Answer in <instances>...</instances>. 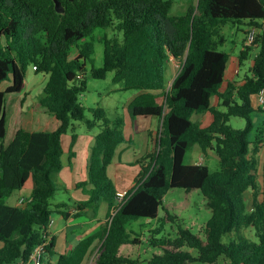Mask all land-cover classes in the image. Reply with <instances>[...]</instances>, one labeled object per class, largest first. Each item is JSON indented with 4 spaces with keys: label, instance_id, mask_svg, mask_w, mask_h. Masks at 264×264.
Masks as SVG:
<instances>
[{
    "label": "trees",
    "instance_id": "16d2710c",
    "mask_svg": "<svg viewBox=\"0 0 264 264\" xmlns=\"http://www.w3.org/2000/svg\"><path fill=\"white\" fill-rule=\"evenodd\" d=\"M195 1L185 14L171 16L173 0H59L61 11L53 0H0V264H30L32 253L44 243L43 264H86L98 244L102 245L95 264H136L120 255V248L139 243L131 240L128 228L141 220L161 223L150 232L149 243L164 247V253L148 264H220V258L229 261L224 264H264V203L255 198L253 210H248L244 198L258 188L256 155L264 141V131L254 122L255 114H264V109L259 102L255 108L252 100L264 90V0ZM230 22L260 30L252 46L244 45L241 66L254 46L259 53L243 85L228 83L222 91L230 55L219 49L226 43L221 29ZM109 30L114 36L109 37ZM97 31L104 32L98 39L104 46L100 68L94 60ZM175 61L180 69L168 90L167 70ZM89 63L93 78L103 80L113 73L123 91L141 93L128 107L131 117L161 121L154 152L138 161L136 185L121 203L108 167L126 141L125 121L117 117L111 122L100 108L89 109L94 119H86L80 97L87 89ZM30 66L48 75L35 110L54 115L60 125L52 132L20 129L7 144V96L24 91ZM7 81L10 85L1 90ZM159 91H166L163 104L157 102ZM214 97L223 109L212 106ZM206 112L213 121L204 128L193 116ZM232 118L244 119L246 127L233 128ZM77 121L90 129L100 123L105 128L91 149L87 180L76 185L88 198L75 204L72 215L69 201L58 203L56 211L50 207L57 191L53 176L63 169L62 138ZM76 141L73 135L71 154ZM194 146L203 153L214 151L221 171L186 164ZM30 179V201L21 207L9 205L7 200ZM174 189L204 196L211 211L204 238L181 226L175 240L156 238L166 221L179 220L163 206ZM102 203L109 208L106 224L69 253H57L56 237L50 234L54 213L65 220L78 219ZM247 229L253 230L257 242L244 235ZM229 234L234 236L224 243ZM185 247L198 255L183 251Z\"/></svg>",
    "mask_w": 264,
    "mask_h": 264
},
{
    "label": "rangeland",
    "instance_id": "374dc122",
    "mask_svg": "<svg viewBox=\"0 0 264 264\" xmlns=\"http://www.w3.org/2000/svg\"><path fill=\"white\" fill-rule=\"evenodd\" d=\"M190 1L193 3H196L195 0H173V6L170 12L171 16H181L186 13L187 8L190 4ZM236 27H240L242 30L248 29L246 25H236L232 22L228 23L226 26L222 27L221 34L226 38L227 43L220 47L219 49L221 51H228L231 48L230 41L232 39H235L237 42L236 52H233L232 55L239 54V50L241 49L242 40H243V32L240 30L238 31ZM109 37L114 36V31L109 30L108 32ZM104 34L103 31H97L96 36L97 40L95 41V66L97 68H100L103 66V53H104V46L98 42V39L102 38V35ZM258 48L254 46L253 49ZM259 49V48H258ZM76 49L73 50L72 56L76 55ZM259 53V52H258ZM253 54H250V58L248 61H246L243 64V73H246L249 69V67L252 64V58L254 56ZM257 56V55H256ZM256 56L254 58H256ZM92 68V64H88V73H87V89L80 97L81 103L85 106L86 111V119L93 120L94 116L92 112L89 111L91 108H100L105 111L107 114V118L113 122V120L117 117H123V115L127 111L125 110L126 101L129 98L130 94L129 92L120 91L119 89L122 88L121 84L114 83L113 81V73H109L106 77V79H95L92 77L90 70ZM171 72L173 74L178 73L180 69V63L174 62L171 67ZM47 74L45 73H37L33 70L32 66L28 68L27 74H26V87H33L34 93L38 89H40L41 94H43L44 87L47 82ZM10 85V82L7 81L3 86H1V90H5L6 87ZM32 97H37L36 95ZM254 100L258 99V96H254ZM16 101L17 97L14 96H7V106H8V117H9V136L11 135V131L13 130V124L11 123V118L13 115L16 114ZM128 115V114H127ZM264 115V114H263ZM153 120V121H152ZM197 121L196 117L193 119ZM135 123L136 127H139L140 131L142 132L140 137L136 138L134 140V147H135V153L131 155L132 159H135L136 156L142 159L145 156L146 153V147L149 140L148 130L151 131V125L154 124V134L155 137L156 132H158L159 124L157 119H142L139 118L136 120ZM154 122V123H152ZM230 125L235 129H244L246 127V121L244 119L240 118H232L230 121ZM110 126H113L111 123ZM256 127L258 129H261L264 131V117L256 124ZM105 126L103 123L98 124L94 128L90 129L86 122L83 121H77L74 122L71 128L69 129L67 133V140H69V144L72 141L73 135H79L82 137V140L87 141L89 136H96L100 134L104 130ZM257 133H251L250 134V140L254 141L256 139ZM151 137V136H150ZM8 141V138L7 140ZM65 142V147H67L69 144ZM198 147H193L189 153L186 156L185 163L186 164H197L200 161V151L197 149ZM253 149V144L251 145V150ZM142 155V157L140 156ZM206 165L209 167L211 173H217L221 171V166L219 159L216 155H210L208 161L206 162ZM118 176H124L126 177L127 173L123 169H119L115 167V165L110 169V179L112 180L113 184L116 183V177ZM59 175L54 174L53 180L55 182V185L57 187V191L51 199V210L56 211L57 207L56 205L62 201H69L73 198L70 196L65 187L61 185L60 182H58ZM128 177V176H127ZM32 187L31 183L27 184V186L23 189L21 192L22 196L24 198H30L32 195ZM19 192H16L13 194L12 197L16 196ZM88 198V197H84ZM13 200L15 198H11L10 200H7L8 204H13ZM163 206L169 211V213L174 216L176 215L179 220H176L174 222L166 221V223L163 225L164 230L159 233V235L156 236L157 239L160 240H175L177 238V232L178 227L181 226L183 228H188L191 230L192 233L195 235H199L201 238H204V230L206 227V224L208 220L211 217V211L207 207V202L204 198V196L201 194L200 191H195L192 193L187 194L182 189H174L167 193L164 201ZM165 211L161 208L160 210V217H165ZM54 222L57 220H61V216L59 213H54L53 218ZM145 222V223H144ZM158 227H161V223L159 221H138L133 224H131L128 228V231L131 236V240L138 239V244H129L124 245L120 248V255L128 257L132 260H135L136 264H148L150 259L154 255H162L164 253V247H154L149 243V237L151 236L152 231L156 230ZM88 228V227H86ZM83 230H81L82 232ZM243 233L246 237L251 239L254 242H257V238L255 236V233L252 231L243 230ZM234 235H226L223 237L224 243H229L231 240V237ZM101 245L98 244L96 249L91 254L88 262L86 264H95L98 260L99 253L101 250ZM183 251L191 253L193 256H197L198 253L194 249H190L188 247L183 248ZM229 263L228 260L224 258H220L219 263L224 264ZM192 264H204L195 262Z\"/></svg>",
    "mask_w": 264,
    "mask_h": 264
},
{
    "label": "crops",
    "instance_id": "0c3cea01",
    "mask_svg": "<svg viewBox=\"0 0 264 264\" xmlns=\"http://www.w3.org/2000/svg\"><path fill=\"white\" fill-rule=\"evenodd\" d=\"M238 31L243 32V40H242V45L241 49L239 50V54L232 55L234 54L233 52H236V47H237V42L235 39H232L230 41L231 43V48L227 51V53L230 55V60L227 65V70L225 74V79H224V84L222 91H224L228 85V83H235L237 85H243V83L246 80V77L250 75V68L252 67L254 63V57L258 54L259 49L255 48L252 50L255 53L253 58H252V64L249 67L248 71L246 73H243V65L241 66L240 61H239V55L244 47L246 45V33L249 30L245 29L242 30L240 27H236ZM227 43V40H226ZM225 43V44H226ZM224 44V45H225ZM174 63V62H173ZM173 63L170 65L169 69L167 70V77L169 79L168 82V90L170 89L174 79L177 76L176 74H173L171 72V67ZM48 76V75H47ZM48 81V77H47ZM26 83V81H25ZM47 83V82H46ZM27 85L25 84V89L21 94H11L8 96H16L17 101H16V114L13 115L11 118V123L13 124V130L11 131V135L9 136V117H8V106H7V144H9L14 136L16 135L17 131L20 129H24L29 132H52L58 129L60 123L56 119L54 115L44 113V112H37L35 110V105L36 103L40 100V98L43 96L41 94L40 89L36 90L34 93V88L33 87H26ZM45 88V87H44ZM120 91H123L122 88L119 89ZM167 90V91H168ZM44 91V90H43ZM44 93V92H43ZM130 96L126 101L125 105V110L127 111V114L125 113L123 115V119L125 121L124 126H123V132L126 137V141L122 143L117 149L116 153L114 156V159L112 161V164L108 167V176L110 177V169L115 165V167L119 169H123L126 171L127 175L126 177L124 176H118L116 177V183L114 186L117 189L118 192H129L131 191L135 185H136V178L138 177L139 173L141 172V167L138 164V161L140 160L139 157L136 156L135 159L131 158V155L133 152L135 153V147H134V140L136 138L140 137L141 131L139 127L135 126V123L137 122L136 120L139 118L142 119H157L159 128L158 131L161 127V121L156 118V117H151V116H144V117H131L128 107L130 104L134 101V99L139 96L141 93L137 92H129ZM157 96V102L159 104H163L165 101V95L166 91H159L155 92ZM37 96L32 97V96ZM254 96L252 97L253 103L255 108H257L258 105V99L254 100ZM212 106L215 108H221L220 106V101L217 97H214L212 99ZM223 109V108H221ZM196 117L197 121L200 123V125L204 128L208 127L211 125L213 121V116L211 112H206L203 114H198L194 115L193 119ZM262 117H264L263 114L257 113L255 114L254 117V122L257 124ZM153 121V120H152ZM154 123V122H152ZM154 124L151 125L150 132L148 130V135H149V140L148 144L146 147V153L145 156L149 153H153L155 146L158 142V132L155 134V137L153 136L154 134ZM153 133V134H152ZM97 136V135H96ZM96 136H89L87 141L82 140V137L77 135V141L72 148V154L70 152L71 150V143L69 144V140H67V134L63 136L62 138V143H63V149L64 153L62 156V164H63V169L62 171L57 174L59 175L58 182L61 183L62 186L65 187L67 193L72 196L73 198L70 199V204H69V212L73 215L76 213V207L75 204L80 201H85L87 200V197L81 190L78 191L76 189L77 183L86 181L88 178V164H89V157H90V152L91 149L95 143ZM151 136V137H150ZM69 144L67 147H65V142ZM255 141V140H254ZM72 142V141H71ZM195 147V146H194ZM198 147V146H196ZM200 151V161L197 164H192V165H206V162L208 161L210 155H214L215 152L212 150H208L206 153H203L201 149L198 147ZM142 157V155H140ZM258 165H257V171H256V181L258 188L256 191L249 190L245 193L244 198L245 202L247 205L248 210H253V204L255 198L258 200L259 203H264V141L259 149L258 154L256 155ZM128 176V177H127ZM31 183L32 190L34 189V183L33 180L30 179L27 184ZM26 184V186H27ZM25 186V187H26ZM24 187V188H25ZM23 188V189H24ZM23 190L17 191L19 192L16 194L14 197H10L8 200L11 198H15L13 200V204H9L11 206H16V207H21L25 206L26 203H28L31 199L30 198H24L21 194ZM16 193V192H15ZM23 201V204L21 205L20 202ZM108 213H109V208L107 203H102L99 206L98 210H95L93 208H88L83 215L78 218H69L65 220L61 215V220H56L53 224V226L50 229V234L51 236L56 237V252L59 254H66L69 253L72 249L75 248V246L84 238L87 236L93 235L96 232L100 230V228L106 224L108 221ZM160 215V214H159ZM145 223V222H144ZM88 227V228H86ZM81 230H83L81 232ZM249 231H252V229H248ZM248 238V237H247ZM1 247V245H0ZM56 262V259H55Z\"/></svg>",
    "mask_w": 264,
    "mask_h": 264
},
{
    "label": "built area",
    "instance_id": "2783aa9c",
    "mask_svg": "<svg viewBox=\"0 0 264 264\" xmlns=\"http://www.w3.org/2000/svg\"><path fill=\"white\" fill-rule=\"evenodd\" d=\"M260 30L252 28L251 30L248 31L246 35V46H252L255 42V38L257 37L258 33ZM33 70H36V67L33 68ZM80 78V77H79ZM258 102L260 106L264 109V90H262L258 96ZM128 192H118L117 193V198H118V203H121ZM20 204H23V201L20 202ZM54 220L52 219L50 223V228L53 226ZM46 253V244H42L38 246L34 252L32 253L30 257V264H43V259Z\"/></svg>",
    "mask_w": 264,
    "mask_h": 264
},
{
    "label": "water",
    "instance_id": "95a60500",
    "mask_svg": "<svg viewBox=\"0 0 264 264\" xmlns=\"http://www.w3.org/2000/svg\"><path fill=\"white\" fill-rule=\"evenodd\" d=\"M53 1L55 2L56 9H57L58 11H61V9H60V2H59V0H53ZM71 1H73V0H71Z\"/></svg>",
    "mask_w": 264,
    "mask_h": 264
}]
</instances>
